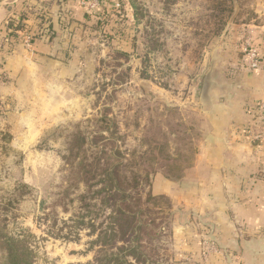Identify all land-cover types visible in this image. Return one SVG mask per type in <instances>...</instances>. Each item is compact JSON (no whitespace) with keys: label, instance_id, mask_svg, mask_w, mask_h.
I'll list each match as a JSON object with an SVG mask.
<instances>
[{"label":"rangeland","instance_id":"rangeland-1","mask_svg":"<svg viewBox=\"0 0 264 264\" xmlns=\"http://www.w3.org/2000/svg\"><path fill=\"white\" fill-rule=\"evenodd\" d=\"M74 2L84 14L113 18L111 30L81 41L83 65L66 80L45 76L20 102L0 100V241L7 234L25 240L34 264H98V238L111 209L87 194L73 177V165L83 156L102 165L123 161L125 175L141 176L145 201L156 174L175 178L191 163L199 87L193 82L204 79L222 49L261 52L254 33L263 24L264 0H111L100 12ZM112 27L119 34L111 42ZM105 117L109 122H98ZM77 134L86 139L84 152L72 161L66 157ZM21 184L29 191L18 189ZM146 206L164 232L162 244L150 246L152 260L195 264L194 250L185 253L182 240L173 238L177 214L169 201L157 196Z\"/></svg>","mask_w":264,"mask_h":264},{"label":"crops","instance_id":"crops-1","mask_svg":"<svg viewBox=\"0 0 264 264\" xmlns=\"http://www.w3.org/2000/svg\"><path fill=\"white\" fill-rule=\"evenodd\" d=\"M23 7L34 8L28 11L33 18L24 21L27 29L51 28L54 35L34 49L24 41L0 51L3 103L10 97L20 102L45 76L59 82L79 71L82 42L90 39L73 19L84 14L74 0H0V29L10 19L20 21ZM40 13L42 23L36 20ZM259 28L254 34L264 57V18ZM27 29L19 32L24 39ZM4 42L0 31V48ZM242 57L234 47L220 50L204 79L193 82L199 87L191 163L175 178L159 173L153 179V193L169 201L177 214L173 238L182 240L185 253L194 250L195 264H264V141L251 137L257 104L264 103V68L251 72Z\"/></svg>","mask_w":264,"mask_h":264},{"label":"trees","instance_id":"trees-1","mask_svg":"<svg viewBox=\"0 0 264 264\" xmlns=\"http://www.w3.org/2000/svg\"><path fill=\"white\" fill-rule=\"evenodd\" d=\"M110 2L111 0H107L106 4L111 7L112 2ZM112 7H116V5ZM117 11H119L118 8ZM104 14V12L98 15L85 13L82 19H79L80 15L76 13L73 19H77L83 29V33L90 36L98 34V30L105 33V30L110 29L111 24L115 23L113 18L106 17L103 19ZM18 16L20 21L10 19L9 23L0 29L6 39L0 50L3 53L8 52L7 48L11 45L25 41L19 32L27 29L24 21L30 20L32 16L24 7L21 8ZM112 30L111 42L119 34L114 27H112ZM44 31L46 30L40 26L36 30L31 31V48L34 49L44 39ZM52 32L54 33L51 28L47 29L49 38L54 35ZM118 54L127 58L130 55L126 51H121ZM3 72V65L0 62V76H3ZM109 120V118L105 117L99 119L98 122L107 123ZM85 140V137L81 134L75 135L71 140L66 158L72 159V161L80 159V155L84 152ZM116 151V156L122 159L121 152ZM95 161L96 163H92L87 156H83L75 166H72V173L79 183H83L86 186L87 194L92 193L91 198L101 197L102 202L111 209L110 214L107 216L110 220L108 228L102 230L100 238H98V243L102 244L101 256L97 258L98 264H156L151 258L154 251L150 249V246L158 248L162 244L161 239L164 236V232L160 229L163 226H160L156 219L147 216L150 211L148 206L146 208L143 207V205L156 200L157 195L153 193V180L149 183L151 180L150 175L145 176V180L149 185L151 184L152 190L147 193V199L143 201L141 176L134 174L132 178H129L125 175L123 171L127 166L126 163L122 161L114 164L107 161L102 165L100 160L95 159ZM97 185H101V188L93 190ZM18 189L29 191L30 187L26 184H21ZM86 198L87 195H81L80 197L82 200ZM161 215L163 216L162 213ZM79 224L85 225V221L81 220ZM89 225H91L92 232H97L98 228L92 220ZM2 238L5 239L0 241V249L5 253V264H34L31 257L32 251L27 247L25 240L8 234ZM157 240H159L158 243L156 242ZM158 264L160 263L158 262Z\"/></svg>","mask_w":264,"mask_h":264},{"label":"built area","instance_id":"built-area-1","mask_svg":"<svg viewBox=\"0 0 264 264\" xmlns=\"http://www.w3.org/2000/svg\"><path fill=\"white\" fill-rule=\"evenodd\" d=\"M106 0H80V5L85 6L90 11H102L105 6ZM117 8H121L120 4H117ZM120 14V12H119ZM47 36V30L44 31V37ZM31 36H25V43L30 46ZM243 64L251 72H259L264 68V57L262 53L255 48L243 49ZM252 140L256 142L264 141V103L257 104L255 111V132L251 134ZM207 253V252H206Z\"/></svg>","mask_w":264,"mask_h":264},{"label":"water","instance_id":"water-1","mask_svg":"<svg viewBox=\"0 0 264 264\" xmlns=\"http://www.w3.org/2000/svg\"><path fill=\"white\" fill-rule=\"evenodd\" d=\"M211 73H209L206 77V80H205V85H204V89H203V96L204 98L208 96V92H209V89H210V86H211Z\"/></svg>","mask_w":264,"mask_h":264}]
</instances>
